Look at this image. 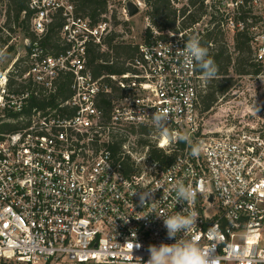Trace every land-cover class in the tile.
<instances>
[{
    "label": "built area",
    "instance_id": "obj_1",
    "mask_svg": "<svg viewBox=\"0 0 264 264\" xmlns=\"http://www.w3.org/2000/svg\"><path fill=\"white\" fill-rule=\"evenodd\" d=\"M217 1L225 6L206 0L209 11ZM129 3L136 15L146 8L145 0H107V13L94 25L77 15L73 0H29L22 13V19L29 14L36 41L24 34L26 52L0 63V264H146L149 245L175 242L156 214L184 209L197 220L178 239L194 238L216 264H264V32L258 31L264 13L251 29L260 72L240 77L255 82L245 89L248 101L239 103L244 109L228 113V93L202 113L206 80L180 55L194 38L192 28L165 32L166 38L153 30L122 75L96 78L87 66V44L108 52L106 42L117 33L113 15L128 23ZM241 3L228 0V9L239 15ZM58 12L68 48L55 56L39 41ZM5 22L0 30L12 44ZM245 27L232 15L223 29L235 35ZM160 109L169 112L171 139L153 125L151 115ZM139 127L152 129L158 147L179 154L166 169L150 164L127 176L130 129ZM177 135L199 145V154ZM120 136L128 141L115 155L111 146ZM177 181L196 190L194 202L176 203ZM154 189L155 207L151 200L141 204L140 192Z\"/></svg>",
    "mask_w": 264,
    "mask_h": 264
},
{
    "label": "trees",
    "instance_id": "obj_2",
    "mask_svg": "<svg viewBox=\"0 0 264 264\" xmlns=\"http://www.w3.org/2000/svg\"><path fill=\"white\" fill-rule=\"evenodd\" d=\"M177 0H145L148 7L147 13L152 20V23L160 33L159 38H166L163 35L165 32H182L192 28L191 34L194 38L200 41V44L207 47L209 56L215 61L218 67L217 77L212 80H206V88L200 91V103L202 113L209 112L217 103L218 99L227 96L229 91L236 85L238 78L249 75H257L260 68L253 61L254 50L251 45L253 40L252 27L258 23L256 16L253 17V23H248V20L253 15L248 6L250 0H241L237 11L238 14H233L235 21L242 20L246 27L244 30L236 31L234 35V50L235 57L228 49L221 44V36L224 34V24L227 23L225 11H221L225 6L221 1L212 4L211 11L206 6V0H188V3L182 8L177 9L173 2ZM236 2L237 0H231ZM76 7V13L82 18H88L92 25L96 24L101 15L107 13V0H73ZM29 0H7V8L5 13V28L8 32H15L14 24L17 28L21 27L24 34L34 43L36 36L29 31V14L22 19V13L28 10ZM210 15L209 25H204L198 33L194 29L195 24L199 23L205 15ZM0 12V20H1ZM13 18V19H12ZM114 24L118 26L121 21L117 20L116 15H113ZM66 24V20L61 12L53 16L52 22L49 25L45 37L39 41L40 47L46 52L55 56L64 52L68 46L62 38V31ZM127 25V23H125ZM147 40L153 32L148 29ZM120 35L113 33L106 42L108 52H102L101 47L94 44H87V66L93 71L96 78L102 75H122L130 69L127 63L132 60L138 51V46L117 41ZM144 40V41H145ZM9 38L4 39L2 30H0V49L8 46V51H13L14 47L9 45ZM214 45V46H213ZM197 72L201 75L200 70ZM232 72L234 75H232ZM66 85L68 82L66 81ZM105 105L106 113H109V106ZM130 133L133 136L140 138L142 146L146 148L147 160L150 164L156 165L160 170L169 167L178 156L177 151L167 153L156 144L149 141L153 133L149 127L131 128ZM125 136H120L115 140V144L111 146L113 153L116 155L121 150V146L127 142ZM183 143H179V148H182ZM124 173L127 176L140 174L142 169L136 165L130 156L123 161Z\"/></svg>",
    "mask_w": 264,
    "mask_h": 264
},
{
    "label": "clouds",
    "instance_id": "obj_3",
    "mask_svg": "<svg viewBox=\"0 0 264 264\" xmlns=\"http://www.w3.org/2000/svg\"><path fill=\"white\" fill-rule=\"evenodd\" d=\"M169 35H175V33H169ZM180 55L184 57L188 67L193 70L196 68L200 70L204 80H212L217 77L218 67L215 61L209 56L208 48L202 46L198 39L190 38L187 40L185 47L180 50ZM169 118V112L166 109L157 110L151 115L153 125L163 135L171 139V134L167 128ZM175 139L188 143L194 156L199 154V145L193 144L187 135H177ZM156 190L157 189L140 192L139 198L141 204H145L146 200H151L155 207L156 200L153 199V194ZM172 191L175 192L176 203H192L197 195L196 190L193 189L191 185H185L182 181H177L173 185ZM148 214L138 216L136 219H143L147 217ZM156 216L163 219V224L167 231V238L175 242L171 244L161 243L158 246L155 244L149 245L147 249L149 258L146 264H216V261L210 258L208 253L194 238L186 239L181 237L178 239V234H188L195 227L197 220L195 212L184 209L172 215L159 213L156 214ZM124 220L126 221L127 218ZM135 247L139 248L140 245L136 244ZM138 259L140 260V258Z\"/></svg>",
    "mask_w": 264,
    "mask_h": 264
},
{
    "label": "rangeland",
    "instance_id": "obj_4",
    "mask_svg": "<svg viewBox=\"0 0 264 264\" xmlns=\"http://www.w3.org/2000/svg\"><path fill=\"white\" fill-rule=\"evenodd\" d=\"M257 1L258 3L257 4L255 3L254 7L250 8L253 13V15H251L252 18L259 12L264 13V0H257ZM224 2H225L224 9L226 13V18L228 19V16L232 17V15L234 14V9L236 8L234 7V8L228 9V0H224ZM173 3L177 9H180L188 3V0H177ZM6 8H7V0H0V12L2 14L0 25L4 19L6 20L5 18ZM116 8H119V5H117ZM147 9L148 7L146 5V8H144L143 11H140L138 15H135L134 17H132L127 23V25L121 22V24L116 27L117 29L116 32L119 33L120 35L117 38V41L128 43V44H133V45H138L144 42L147 36L146 33L148 29H150L152 32L153 30L156 29V27L152 23V20L150 19L149 14L147 13ZM210 19H211V16L209 14L205 15L203 24L200 27H198L195 31L198 33L199 29H202V27H205L204 25L208 26L209 25L208 22ZM258 27H259V30H258L259 32H264V22L260 23ZM252 32L255 34L257 31H252ZM11 35H13L15 39H13L12 44H9V45H12L14 47V50L7 51V52L5 51L2 54V57L0 58V63L2 65L9 64L16 56H18L19 54L23 55V53L26 52L25 47L23 45V40H24L25 35H24V32L21 30V28L20 29L16 28L15 32H11ZM233 35L234 34L232 32L230 34L227 32H224L223 36H221L220 38L221 44L218 43V46L222 45L226 47L228 51L231 54H233L235 57L236 55H235V50H234V40L232 37ZM232 75H234L233 72H232ZM251 83H255V82L248 80V78H243L241 80L239 78V80L236 83V86L233 87V90L229 92L230 94L228 95V101L232 102V104L228 105V111L229 109H231L230 112L228 113L231 114L236 111L240 112L244 109V106L239 103L243 102L245 98H247V101H248L249 92H246L245 89L247 88V85ZM232 92L236 93V95H232ZM242 93H244L245 95H243ZM147 139L151 141L152 145L153 144L159 145V141L158 139L155 138V136H151L150 138H147ZM142 145L143 144L141 143L140 138L133 136L131 140L129 141L128 149L131 152L130 158L133 161H135L138 167H140L143 170L149 167L150 163L147 160L146 148H144Z\"/></svg>",
    "mask_w": 264,
    "mask_h": 264
},
{
    "label": "water",
    "instance_id": "obj_5",
    "mask_svg": "<svg viewBox=\"0 0 264 264\" xmlns=\"http://www.w3.org/2000/svg\"><path fill=\"white\" fill-rule=\"evenodd\" d=\"M128 8L130 10V16L132 17L139 12V9L133 3H129Z\"/></svg>",
    "mask_w": 264,
    "mask_h": 264
}]
</instances>
